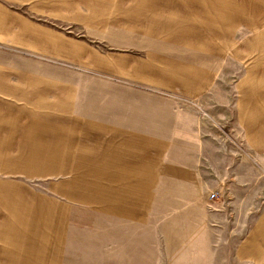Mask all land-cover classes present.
I'll return each instance as SVG.
<instances>
[{
  "label": "rangeland",
  "instance_id": "1",
  "mask_svg": "<svg viewBox=\"0 0 264 264\" xmlns=\"http://www.w3.org/2000/svg\"><path fill=\"white\" fill-rule=\"evenodd\" d=\"M2 2L41 26L46 43L38 32L30 48L16 42L30 79L0 102L11 110L0 112V264L229 260L252 223L220 221L222 193L204 170L213 165L212 140L173 138L176 128L153 139L129 126L140 97L128 89L145 85L118 69L119 56L134 51L106 23L118 19L120 0ZM193 104L207 137L243 139Z\"/></svg>",
  "mask_w": 264,
  "mask_h": 264
},
{
  "label": "crops",
  "instance_id": "2",
  "mask_svg": "<svg viewBox=\"0 0 264 264\" xmlns=\"http://www.w3.org/2000/svg\"><path fill=\"white\" fill-rule=\"evenodd\" d=\"M117 10L118 19L106 23L119 29L120 46L134 50L119 56L120 75L145 85L128 89L140 97L129 126L153 139L158 129L176 128L173 138L212 140L213 165L204 170L222 193L215 200L220 221L252 223L222 264H264V0H120ZM37 32L45 44L41 26L0 0L1 103L24 89L16 81L30 79L23 70L30 59L16 56L14 45L30 48ZM193 102L243 139L207 137ZM4 106L0 112H11ZM257 201L262 211L254 220Z\"/></svg>",
  "mask_w": 264,
  "mask_h": 264
},
{
  "label": "built area",
  "instance_id": "3",
  "mask_svg": "<svg viewBox=\"0 0 264 264\" xmlns=\"http://www.w3.org/2000/svg\"><path fill=\"white\" fill-rule=\"evenodd\" d=\"M219 196V192H214V193H212V195H211V198H216V197H218Z\"/></svg>",
  "mask_w": 264,
  "mask_h": 264
}]
</instances>
